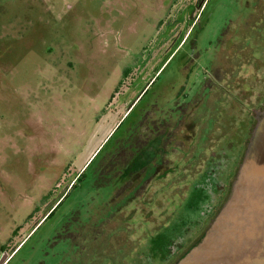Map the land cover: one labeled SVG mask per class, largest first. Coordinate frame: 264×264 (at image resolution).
Returning <instances> with one entry per match:
<instances>
[{
    "label": "rangeland",
    "instance_id": "374dc122",
    "mask_svg": "<svg viewBox=\"0 0 264 264\" xmlns=\"http://www.w3.org/2000/svg\"><path fill=\"white\" fill-rule=\"evenodd\" d=\"M190 65L200 72L183 75L184 93L215 70L217 99L184 103V132H170L182 150L170 144L155 174L136 179L131 198L94 227L98 216L88 220L86 207L111 189L93 187L99 162ZM263 102L264 0H0V262L163 264L149 242L180 212L184 230L191 225L180 240L188 249L207 223L200 212L215 215L225 201ZM209 167L208 184L215 174L221 183L189 210Z\"/></svg>",
    "mask_w": 264,
    "mask_h": 264
},
{
    "label": "water",
    "instance_id": "95a60500",
    "mask_svg": "<svg viewBox=\"0 0 264 264\" xmlns=\"http://www.w3.org/2000/svg\"><path fill=\"white\" fill-rule=\"evenodd\" d=\"M172 264H264V105L255 111L225 201Z\"/></svg>",
    "mask_w": 264,
    "mask_h": 264
},
{
    "label": "flooded vegetation",
    "instance_id": "af4514ba",
    "mask_svg": "<svg viewBox=\"0 0 264 264\" xmlns=\"http://www.w3.org/2000/svg\"><path fill=\"white\" fill-rule=\"evenodd\" d=\"M205 0H201V6L204 4ZM238 16H236L237 18ZM235 18V19H236ZM240 18V17H239ZM231 22V21H230ZM184 25H186V22L184 21ZM223 36V34H222ZM187 37V31L184 32V44L186 43L185 39ZM189 57V60H188ZM185 58V56H184ZM194 56H187L185 60L187 62L184 65H187L188 61L193 62ZM192 65V64H191ZM191 65L189 66L188 69H184V71L181 70L180 75L183 77V79L176 80V79H171L168 81V83L165 86L164 89V95L163 96H155L153 100L150 101L149 104H147L146 107H148L149 111L147 115H144L145 112H147L146 107L144 110L140 113V117L136 121V128H134L129 134H125V141H130V143H133L132 146L134 147L133 150H145L146 142H150V150L153 152V154H156V152H167L169 149L168 147H172V150H177L180 151L182 150V146H184V143L181 142L180 144L175 143V147H173L172 140L173 136L171 138L170 132L177 130V136L181 133L184 132V103H187L191 99H217L216 93H217V86H218V80L216 78V73L215 70L210 72L209 76L206 72L204 71L203 77L199 78V80L196 82L195 78L194 81L192 82V88L190 87L189 89H192V91L187 94L184 93L185 90V84L184 83V76L185 77H190L191 75H199L197 71L198 67L194 66V68H191ZM185 67V66H184ZM197 70V71H196ZM200 72V71H199ZM184 75V76H183ZM212 77V78H211ZM153 81V77L150 79L149 82ZM148 82V83H149ZM188 82V81H186ZM139 98V96L137 97ZM136 98V99H137ZM184 99H188L187 101H184ZM264 105V102L261 104V106ZM129 130V129H128ZM137 130V131H136ZM137 132V133H136ZM142 132V133H141ZM137 134V137H140V139L136 142L134 141V136ZM123 138V139H124ZM175 140V136H174ZM124 141V142H125ZM131 145H128L127 147L124 146V151L130 150ZM156 156V155H155ZM154 156V157H155ZM155 161V162H154ZM161 162H156V160H153L152 164L153 166H156V164L160 165ZM77 180V178H74ZM75 180V181H76ZM94 183V181H93ZM74 187L76 186L75 184L73 185ZM94 187V185H93ZM60 198L59 204L56 206V208L53 210L55 211L60 204L67 198V194L64 195ZM63 198V199H62ZM90 204V203H89ZM97 205V206H96ZM94 207H86V211L88 213V220L91 221L92 217L94 215H97L98 218H96L97 222H100L99 225L95 224L94 227H101L100 224L102 222L107 220L108 218V201L107 199L105 201H102L100 206L98 207V204H96ZM113 212H116V209H112ZM212 212V210H210ZM207 214L206 218L207 223H202L197 230L196 234L194 235V239L198 238L200 235V230H202L203 227L207 226L208 224V219L210 218L211 212ZM112 212V213H113ZM203 215H201L202 217ZM93 228V227H92ZM70 241H74L73 244L77 248H81V236L78 235V232H68ZM57 239V236L55 235L52 238V241L55 243ZM188 240H185L183 242H179L178 246L176 249L172 251V253L167 255V260L165 264H172L171 262H174L179 256H181L186 248L188 247Z\"/></svg>",
    "mask_w": 264,
    "mask_h": 264
},
{
    "label": "trees",
    "instance_id": "16d2710c",
    "mask_svg": "<svg viewBox=\"0 0 264 264\" xmlns=\"http://www.w3.org/2000/svg\"><path fill=\"white\" fill-rule=\"evenodd\" d=\"M135 124V123H134ZM130 127L128 132L125 134H129L130 132H133L132 130L136 128V126ZM119 128V127H118ZM115 133L109 138L108 141H110ZM124 134V137H125ZM125 138H117L113 143L114 145L110 149V151L107 153V155L103 156L101 161L100 167H97L93 177V185L94 187L97 188H107L111 187V189L108 192V197L107 201H109L110 198L113 196V192L115 189H124V186H128L127 190H124L122 192V198L115 199L113 204H109L108 202V207H113L112 209L115 208V206H120L121 201L127 200L131 198L130 196L133 195L134 189H136V179L143 180L146 178L149 172H152L151 175L155 174L154 172L156 171L155 169L160 166L159 164H156V166H153L152 162L153 160H156V162H162L165 152H156V154H153L150 150V142H146V146L144 147L145 150H133V143H130V141H125ZM128 145H131L130 150H126V152L123 150L124 146L127 147ZM101 152V151H100ZM98 153V155L100 154ZM123 152H125V157H123ZM156 155V156H155ZM155 156V157H154ZM108 162H113L112 165L108 166ZM155 162V161H154ZM93 161L90 163V165L86 168V170L92 165ZM161 164V163H160ZM99 165V164H98ZM107 165V166H106ZM213 167H209V169H206L204 175H202V178L200 179V185H197V183L193 184L191 188V192L189 195L188 202L186 203V206L189 210H192L195 212L199 211L196 210V207L198 209V206L200 204H204L205 202L208 201L210 198V194L216 191V188L219 186L221 181L218 179L217 174H215V179H212L213 182L208 184V181L210 180L211 172L210 170ZM85 171L77 178L76 181H80L84 177ZM148 176V178L151 177ZM157 177V176H156ZM154 178V177H152ZM92 181V182H93ZM141 182V181H140ZM208 185V186H207ZM226 195V194H225ZM226 197V196H225ZM105 200H101L98 204V207L100 206L101 202ZM206 206H209V203L205 204ZM97 206V205H96ZM211 212V211H210ZM204 217L207 216V212H200ZM213 210L211 212L210 218H212ZM52 214V213H51ZM50 214V215H51ZM115 214V212L111 213L109 216ZM183 215L180 212V215L178 214V218H176L175 223L171 227V229L168 227H165L164 229L160 230L156 235H154L150 239V250L152 252V255L154 254L153 259L157 258L160 256L158 260H160L163 264L166 263L167 260V247L169 244H173L174 242L176 243V240H182L184 235L188 230H190L191 225H186V228L184 230V220H183ZM188 226V227H187ZM175 228L179 229V234L178 232L176 234H173L172 236L167 235V230H173ZM205 228V227H204ZM204 228L201 230L200 234L203 232ZM177 229V230H178ZM169 232V233H170ZM178 242V243H179ZM177 243V244H178ZM149 249V248H148ZM173 263V262H171Z\"/></svg>",
    "mask_w": 264,
    "mask_h": 264
}]
</instances>
